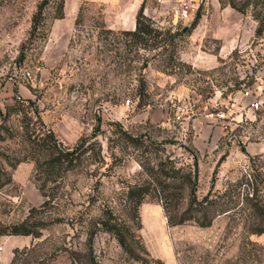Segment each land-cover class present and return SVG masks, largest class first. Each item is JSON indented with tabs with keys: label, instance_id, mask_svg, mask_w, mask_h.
<instances>
[{
	"label": "rangeland",
	"instance_id": "rangeland-1",
	"mask_svg": "<svg viewBox=\"0 0 264 264\" xmlns=\"http://www.w3.org/2000/svg\"><path fill=\"white\" fill-rule=\"evenodd\" d=\"M39 1L0 0V155L21 157L24 125L38 134L33 108L65 146L86 153L50 180L32 162H1L0 181H8L0 186V222L45 224L39 238L1 237L0 264L31 246L39 264H141L94 222L103 209L126 221L127 186L158 163L197 172L196 196L206 199L211 222L169 226L161 202L148 198L138 208L140 228L130 223L148 264H264V217L246 203L257 191L264 204V35L254 37L250 11L192 0L201 15L191 31L172 36L195 17L179 24L157 15L153 28L162 34L139 47L120 30L108 32L98 9L84 4L74 26L51 38L60 0H50L29 39ZM15 91L34 107L8 113ZM254 96L257 110L248 108ZM126 134L143 137V147L130 146Z\"/></svg>",
	"mask_w": 264,
	"mask_h": 264
},
{
	"label": "trees",
	"instance_id": "trees-1",
	"mask_svg": "<svg viewBox=\"0 0 264 264\" xmlns=\"http://www.w3.org/2000/svg\"><path fill=\"white\" fill-rule=\"evenodd\" d=\"M218 1L222 6L227 5L241 14L250 11L252 19L256 22L254 37L261 38L264 35L263 0L262 3H260L261 0H240L239 3L235 0ZM49 2L50 0H40L36 5L35 12L31 17L29 39H34L38 29L43 25L44 11L48 7ZM200 15V11L197 12L193 22L189 26L177 30L172 36H182L191 31L196 26ZM63 16V0H60L55 8L53 19H62ZM153 25L152 19L145 16L142 8H140L136 15L135 28L133 30H120V34L128 37L137 46L146 47L148 40L157 39V37L162 34L160 31L154 29ZM108 32H112V30H108ZM23 58L22 55L21 60ZM144 89L145 87L142 83L138 91L139 96L144 94ZM14 101L15 103L13 106L7 107L8 113L20 112L17 108H20L22 104L30 105L32 108L34 107L30 100L21 99L16 94V91L14 94ZM31 113L36 119L40 131L36 135H31L28 131V125L23 126V137L21 138L26 147L21 157L0 155V177L5 176L1 162H4L9 167L13 166V164H19L20 162H32L34 171L45 176L46 180H50L52 177H59L61 173L72 170L81 156L86 153V148H83L82 145H76L72 149L65 146L56 137L50 127L42 122L36 108H33ZM23 116V123L30 121V118L27 117V113H24ZM4 130L8 133L9 138H11L13 134L7 128ZM124 139L133 148L140 149L143 147V137H131L126 134ZM100 150L99 146L98 154ZM143 168L146 178L141 182L129 184L124 193L125 203L128 207L127 220L120 219L108 209H103L99 218L94 222V225L97 226V230L113 236L119 247L129 259L141 264H148L149 261L144 257L145 252L142 244L130 225V223L132 225L138 224L137 228H140L138 208L145 200L148 198H155L161 202L169 226L181 225L189 220H193L200 226H208L211 219L205 216L207 212L206 199L199 200L196 196V171H185L183 168L173 165L166 170L165 164L163 163H158L156 169L148 166ZM7 181L8 179L6 178V182ZM5 183L0 181V186ZM39 190L42 192L43 187L39 186ZM185 192L187 208L180 212L181 204L185 199ZM43 196L46 197L44 192ZM246 203L251 205L259 216L264 217V204L258 199L257 191L253 193L252 197H246ZM44 204H46V202H44ZM194 213H202L205 216L204 222H201L199 218L195 217L193 215ZM44 224L43 222L29 223L28 219L16 224H4L0 222V238L4 236H31L33 238H39ZM33 250V246L29 248L24 247L23 249H14L12 258L8 264H39L31 256Z\"/></svg>",
	"mask_w": 264,
	"mask_h": 264
},
{
	"label": "crops",
	"instance_id": "crops-1",
	"mask_svg": "<svg viewBox=\"0 0 264 264\" xmlns=\"http://www.w3.org/2000/svg\"><path fill=\"white\" fill-rule=\"evenodd\" d=\"M83 4L98 9V15L108 30H133L140 8L149 18L163 14L154 0H63L64 16L52 23L51 38L55 34L68 32L74 26ZM260 150L261 147H258L254 151Z\"/></svg>",
	"mask_w": 264,
	"mask_h": 264
},
{
	"label": "built area",
	"instance_id": "built-area-1",
	"mask_svg": "<svg viewBox=\"0 0 264 264\" xmlns=\"http://www.w3.org/2000/svg\"><path fill=\"white\" fill-rule=\"evenodd\" d=\"M156 5L163 14L168 15L170 18L175 20L177 23H184L190 21L197 14L198 6L192 0H154ZM252 95V92L246 90L244 93L245 97ZM259 95L264 96V84L260 87ZM260 106L256 96L253 101L250 102L248 108L251 110H257ZM218 119H225L226 115L223 111L217 114Z\"/></svg>",
	"mask_w": 264,
	"mask_h": 264
}]
</instances>
